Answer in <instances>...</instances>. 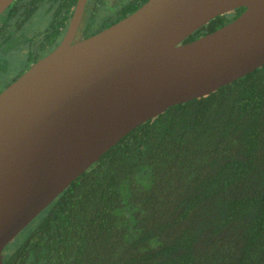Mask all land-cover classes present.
<instances>
[{
    "label": "trees",
    "instance_id": "trees-1",
    "mask_svg": "<svg viewBox=\"0 0 264 264\" xmlns=\"http://www.w3.org/2000/svg\"><path fill=\"white\" fill-rule=\"evenodd\" d=\"M3 264H264V64L125 134L6 245Z\"/></svg>",
    "mask_w": 264,
    "mask_h": 264
},
{
    "label": "water",
    "instance_id": "water-1",
    "mask_svg": "<svg viewBox=\"0 0 264 264\" xmlns=\"http://www.w3.org/2000/svg\"><path fill=\"white\" fill-rule=\"evenodd\" d=\"M12 1L0 0V13ZM84 2L65 39L0 92V264L6 245L125 134L264 64V0H146L71 42Z\"/></svg>",
    "mask_w": 264,
    "mask_h": 264
},
{
    "label": "flooded vegetation",
    "instance_id": "flooded-vegetation-1",
    "mask_svg": "<svg viewBox=\"0 0 264 264\" xmlns=\"http://www.w3.org/2000/svg\"><path fill=\"white\" fill-rule=\"evenodd\" d=\"M78 1L13 0L0 13V76L6 74L4 65L10 58L19 59L23 64L18 72L8 73L6 79L0 77V92L65 39ZM139 2L85 0L71 42L109 27L138 8ZM38 11H42L43 20H36Z\"/></svg>",
    "mask_w": 264,
    "mask_h": 264
},
{
    "label": "rangeland",
    "instance_id": "rangeland-1",
    "mask_svg": "<svg viewBox=\"0 0 264 264\" xmlns=\"http://www.w3.org/2000/svg\"><path fill=\"white\" fill-rule=\"evenodd\" d=\"M36 20H39V21L43 20L42 11H38L37 16H36ZM4 66H5V68H7V72H6V74L2 75L3 77L0 76L1 79L2 78L6 79V77H8L7 76L8 73L13 74V73L18 72L23 67V64L19 59L10 58L8 60V62L5 63Z\"/></svg>",
    "mask_w": 264,
    "mask_h": 264
}]
</instances>
